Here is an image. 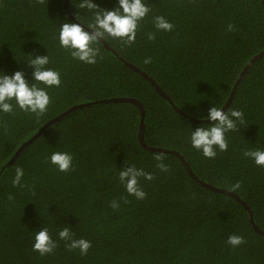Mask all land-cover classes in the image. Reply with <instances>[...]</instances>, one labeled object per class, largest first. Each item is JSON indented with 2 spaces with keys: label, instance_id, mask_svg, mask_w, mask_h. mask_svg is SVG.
<instances>
[{
  "label": "trees",
  "instance_id": "1",
  "mask_svg": "<svg viewBox=\"0 0 264 264\" xmlns=\"http://www.w3.org/2000/svg\"><path fill=\"white\" fill-rule=\"evenodd\" d=\"M81 2L0 0V75L23 71L32 85L29 61L49 56L46 68L62 81L58 88L38 84L51 98L39 119L15 100L13 113L0 112V264H264V236L244 205L196 181L182 161L200 180L240 196L264 231V168L244 155L264 150V55L242 73L264 49L262 1L144 0L151 11L140 21L135 43L101 38L93 45L100 49L95 65L73 59L59 43L65 22L93 31L95 13L80 9ZM93 3L104 10L119 7V0ZM156 16L173 30L158 31ZM148 57L151 64L144 63ZM238 80L225 113L241 110L244 121L225 134L227 151L217 148L215 158H206L192 147L191 133L214 123L210 108L222 109ZM112 97L136 99L144 115L129 101L94 103ZM82 103L91 104L69 111ZM142 115L147 147L140 139ZM54 152L72 155L69 172L51 163ZM156 155L170 171L156 166ZM133 165L154 176L139 179L144 200L129 195L119 180V172ZM16 167L23 168L21 184L27 187L13 186ZM237 181L241 187L232 191ZM113 200L118 209L110 206ZM65 227L73 239L91 242L87 255L67 249L59 238ZM42 228L57 243L45 256L33 251ZM230 235L245 243L234 248Z\"/></svg>",
  "mask_w": 264,
  "mask_h": 264
},
{
  "label": "clouds",
  "instance_id": "2",
  "mask_svg": "<svg viewBox=\"0 0 264 264\" xmlns=\"http://www.w3.org/2000/svg\"><path fill=\"white\" fill-rule=\"evenodd\" d=\"M36 4L43 5L45 0H35ZM80 9H87L94 12V23L89 25L93 31H86L84 27L77 23H63L59 31L60 46L67 50L73 59H77L89 65L97 63V57L100 56V49L93 45L101 38L111 37L119 39L123 45L131 46L136 41L137 30L140 21L144 20L151 9L144 3V0H119V7L115 10L101 9L93 0H82L78 6ZM122 9V12H121ZM78 18V17H77ZM153 23L158 31L171 32L174 25L163 16H156ZM229 31H235V26L228 25ZM155 34L149 33L148 39L155 40ZM102 58V57H101ZM35 68L33 73L36 83L29 85L23 71H16L14 75H0V112L5 114L13 113L14 106L10 101L15 100L19 109L25 113H33L37 119L44 115L51 102L48 91L41 88L38 84L42 83L47 88L60 87V73L46 68L49 64V56H37L29 61ZM145 64H151L150 57L144 59ZM208 119L214 123L209 127L196 128L191 133V145L194 149L201 151L203 156L213 159L217 156L216 149L225 152L228 149V143L225 134L237 129V122L243 123L244 116L241 110L229 109L227 113L221 108L211 107ZM7 130V125H4ZM246 157L251 158L255 164L264 168V150H246ZM154 159L158 162L157 167L162 172L170 171L169 165L164 163L162 155H156ZM50 161L60 172H69L72 169L73 157L66 152H54L50 156ZM24 170L21 167L15 168V177L12 179L14 187H27L22 185ZM144 177L151 181L154 176L138 169L134 165L126 167L119 172V180L124 185L129 195L135 196L137 200H144L147 193L140 187L139 179ZM241 187V182L237 181L231 185L232 191H237ZM13 197L10 195L9 200ZM125 203H128L126 198ZM114 210L119 208V202L113 200L110 205ZM59 238L68 242L66 247L69 251L79 249L81 255H87L92 247L90 241L86 239H73V233L70 228L65 227L59 232ZM227 243L238 247L245 243L244 237L239 235H230ZM57 243L51 238L47 228H42L35 235L33 251L39 252L45 256L54 251Z\"/></svg>",
  "mask_w": 264,
  "mask_h": 264
},
{
  "label": "water",
  "instance_id": "3",
  "mask_svg": "<svg viewBox=\"0 0 264 264\" xmlns=\"http://www.w3.org/2000/svg\"><path fill=\"white\" fill-rule=\"evenodd\" d=\"M261 1H262V5H263V8H264V0H261ZM263 55H264V49H263L260 53H258L257 55H255V56L250 60L249 63H247V65H246V67H245V69L243 70L242 73H245L246 70L249 69V68L252 66V64L254 63V61L257 60V59H259V58H261ZM242 73H241V74H242ZM238 84H239V80L234 84V86H233V88H232V91H231V93H230V95H229V97H228V99H227L225 105L222 107V111L225 112L226 109L228 108V106L230 105V102H231V100H232L233 97H234V94H235V91H236V89H237ZM160 92H161V91H160ZM161 95H163V97H164L167 101H171V100H170L165 94H163L162 92H161ZM120 101H123V102L129 101V102L136 103V104L140 107V109H141V111H142V113H143V115H144V107H143V104H142L141 102L137 101L136 99H133V98H130V97H129V98H127V97H112V98H109V99L98 100V101H96V102H94V103H111V102H120ZM89 104H91V103H82V104H79V105H75V106L71 107V108L69 109V111H72V110H74V109H78V108L86 107V106H88ZM175 109L177 110L178 113H181V114L187 115V114H186L184 111H182L181 109H179V108H177V107H175ZM143 115H142V119H141L142 124H141V131H140V139H141V142H142L143 146L147 147L146 144H145V142H144V137H143V126H144V124H143V122H144ZM62 117H63V115H59V116H57V117L54 118L53 120L47 122V123L44 125V127H47L48 125H50L51 123H53V122L59 120V119L62 118ZM190 120H192V121L194 120V121H197V122H201V121H202V120H198V119H195V118H190ZM209 120H210V119H209ZM44 127H43V128H44ZM150 149H151V150H154V151H158V152H168V150H166V149L151 148V147H150ZM175 153H176V152H175ZM14 158H15V156L13 157V159H14ZM13 159H12V160H13ZM12 160H11L10 162H12ZM182 161H183V163H184L186 169L188 170L189 174L191 175V177H193L196 181H198L199 183H201V184H203L204 186L208 187L209 189H212V190H215V191L224 192V193H228V194L234 196L235 198H237V199H238V200L244 205V207L247 209V211H248V215H249V218H250V220H251V223H252L254 229H255L259 234H261V235L264 236V231L261 230V229H259L258 225L255 223V221H254V219H253V213H252L251 209L249 208V206L247 205V203H246L243 199L240 198V196H238L237 194H234L233 192H229V191H227L226 189H222V188L216 187V186H214V185H211V184L205 182L204 180H200V179H199V178L193 173V171L191 170L189 164H188L184 159H182Z\"/></svg>",
  "mask_w": 264,
  "mask_h": 264
}]
</instances>
